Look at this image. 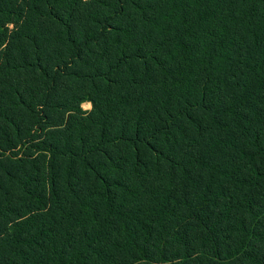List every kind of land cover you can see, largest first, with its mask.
Masks as SVG:
<instances>
[{"label": "trees", "instance_id": "trees-1", "mask_svg": "<svg viewBox=\"0 0 264 264\" xmlns=\"http://www.w3.org/2000/svg\"><path fill=\"white\" fill-rule=\"evenodd\" d=\"M0 264H264V0H0Z\"/></svg>", "mask_w": 264, "mask_h": 264}, {"label": "rangeland", "instance_id": "rangeland-1", "mask_svg": "<svg viewBox=\"0 0 264 264\" xmlns=\"http://www.w3.org/2000/svg\"><path fill=\"white\" fill-rule=\"evenodd\" d=\"M81 108H82V110H84V111H89L90 108H91V106H90V104H88V103H83L82 106H81Z\"/></svg>", "mask_w": 264, "mask_h": 264}]
</instances>
